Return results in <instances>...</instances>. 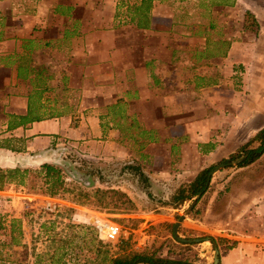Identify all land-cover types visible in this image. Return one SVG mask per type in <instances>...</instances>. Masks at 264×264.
Listing matches in <instances>:
<instances>
[{
  "label": "crops",
  "instance_id": "0c3cea01",
  "mask_svg": "<svg viewBox=\"0 0 264 264\" xmlns=\"http://www.w3.org/2000/svg\"><path fill=\"white\" fill-rule=\"evenodd\" d=\"M262 126L264 0H0V167L66 149L137 167L148 194L117 187L164 202ZM263 158L196 201L201 225L240 238L218 264L250 263L249 237L264 258Z\"/></svg>",
  "mask_w": 264,
  "mask_h": 264
},
{
  "label": "rangeland",
  "instance_id": "374dc122",
  "mask_svg": "<svg viewBox=\"0 0 264 264\" xmlns=\"http://www.w3.org/2000/svg\"><path fill=\"white\" fill-rule=\"evenodd\" d=\"M255 144L254 141L251 145ZM60 157L55 165L62 171L63 184L56 193L43 192L38 177L32 178V172L25 186L9 185L0 190V264H109L102 260L104 250L107 257L137 252L187 264H211L213 246L207 236L215 239V247L222 253L235 248L240 239L223 235L224 230L216 229L217 224L211 218L204 219L209 225H201L203 207L196 206V202L180 221L177 233L183 239L199 240H175L172 225L191 199L178 204L171 203L170 197L163 202L154 201L148 195L136 198L135 203L117 185L125 180L133 184L134 192H145L146 184L133 171L125 170V166L102 165L72 151ZM232 161L224 162L223 168L210 175L214 183H223L220 195L225 196L230 188L224 180L237 168ZM259 163H264V158ZM27 167L33 171L38 165ZM97 188L106 191L102 200L93 194ZM112 191L122 193L130 203ZM46 198L55 204L53 211L43 207ZM96 218L116 223L118 236L111 241L100 240L93 224ZM13 219L17 222L12 223ZM253 226L254 223L248 227ZM11 235L13 243H10ZM248 241L257 243L250 251V263L246 264H264L258 244L262 241L252 237ZM223 260L227 263L228 257L223 256Z\"/></svg>",
  "mask_w": 264,
  "mask_h": 264
},
{
  "label": "trees",
  "instance_id": "16d2710c",
  "mask_svg": "<svg viewBox=\"0 0 264 264\" xmlns=\"http://www.w3.org/2000/svg\"><path fill=\"white\" fill-rule=\"evenodd\" d=\"M243 27L251 32H256L257 25L253 19V17L249 13H245V22ZM256 142V145L252 146L253 142ZM62 151V152H61ZM59 152V154H63L64 152H69L66 149H63ZM71 152V151H70ZM264 152V126H262L249 140H247L243 145H241L237 151L231 155H229L225 159H221L220 163L227 162L229 159H236L241 158L240 161L237 162V167H242L247 164H250L257 160L260 155ZM58 156V159L53 162H43L40 163L37 169L31 171L27 166L24 167H5L0 168V190L3 189L5 186L15 185V186H25L28 183V178L30 172H32V178L38 177L40 182L39 187L45 192L46 194H54L58 191V189L63 184V175L62 171L60 170L55 162H59L62 157ZM125 170L129 169L133 171L137 175V179L142 181L146 184L147 179L143 175V173L133 165H124ZM209 166L201 171L195 176V178L189 182L185 187L178 188L175 193L171 196V203H180L183 201H188L192 199L197 194H203L208 186L207 181V173L209 172ZM82 181V180H81ZM147 185V184H146ZM146 185L144 190L146 189ZM105 190L103 189H94L93 194L99 195V200H102V197L105 194ZM146 194H148L146 189ZM113 194H118L124 197L125 203H130L129 199H127L122 193L112 191ZM171 203H169L171 205ZM12 223L17 222L16 219L11 221ZM14 228H10V232L12 233ZM18 231V230H16ZM213 248L215 247V239L207 236L206 237ZM13 237L11 235L10 243ZM219 240H222L221 238ZM102 260H107L109 264H137V263H146V264H187L182 263L179 261H171L165 260L158 257H155L153 254H144V253H137V252H130L125 255H116V256H109L105 255V250L103 251Z\"/></svg>",
  "mask_w": 264,
  "mask_h": 264
},
{
  "label": "water",
  "instance_id": "95a60500",
  "mask_svg": "<svg viewBox=\"0 0 264 264\" xmlns=\"http://www.w3.org/2000/svg\"><path fill=\"white\" fill-rule=\"evenodd\" d=\"M241 158H236L232 161V163L236 166L237 162L240 161ZM226 164L224 163H218L216 165H214L212 167V169L209 170V172L207 173V181H209L210 175L214 172L217 171L221 168H223ZM201 194H197L194 197H192L189 205L183 210L181 211V213L179 214L177 221L172 225V236L175 240L178 241H182V242H191V241H198L199 239H183L181 237H179L178 233H177V227L180 223V221L184 218V216L190 211V209L194 206V204L196 203L197 199L200 197ZM219 262V256H218V248L214 247L213 248V253H212V261L211 264H218Z\"/></svg>",
  "mask_w": 264,
  "mask_h": 264
},
{
  "label": "built area",
  "instance_id": "2783aa9c",
  "mask_svg": "<svg viewBox=\"0 0 264 264\" xmlns=\"http://www.w3.org/2000/svg\"><path fill=\"white\" fill-rule=\"evenodd\" d=\"M66 141H63V143H65ZM63 145H68V143L66 142ZM52 199L50 198H46L43 207L47 210V211H53L55 209V204L51 201ZM94 229L96 231V233L98 234V238L100 240H104V241H111L113 239H115L118 234H119V226L114 223L111 222L109 220L106 219H94Z\"/></svg>",
  "mask_w": 264,
  "mask_h": 264
}]
</instances>
